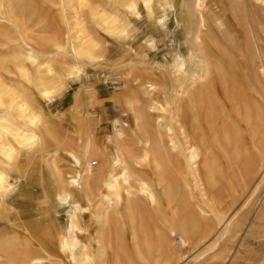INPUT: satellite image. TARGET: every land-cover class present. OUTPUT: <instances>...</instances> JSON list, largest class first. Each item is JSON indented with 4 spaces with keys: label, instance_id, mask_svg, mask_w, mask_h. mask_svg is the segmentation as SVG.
<instances>
[{
    "label": "bare ground",
    "instance_id": "bare-ground-1",
    "mask_svg": "<svg viewBox=\"0 0 264 264\" xmlns=\"http://www.w3.org/2000/svg\"><path fill=\"white\" fill-rule=\"evenodd\" d=\"M250 1L249 26L246 0H221L224 20L207 0H0V264H177L232 231L228 203L264 182V0ZM120 48L118 119L77 95L73 122L54 118Z\"/></svg>",
    "mask_w": 264,
    "mask_h": 264
},
{
    "label": "rangeland",
    "instance_id": "rangeland-1",
    "mask_svg": "<svg viewBox=\"0 0 264 264\" xmlns=\"http://www.w3.org/2000/svg\"><path fill=\"white\" fill-rule=\"evenodd\" d=\"M38 1L44 2V0ZM246 1L248 4L244 15L250 26L254 23L253 18H255L251 13L257 11L250 4V0ZM36 5L41 7L40 3H36ZM229 8L230 5L222 4L221 0H207V12L211 17L224 20L223 11H227ZM46 12L47 9L44 10V13ZM228 15H230L229 11ZM52 17H55L54 13L48 18L50 23L53 22ZM55 21L56 26H59V19L56 18ZM231 23L228 21L225 30H221L219 35H228L231 28H234V26L231 27ZM236 35L238 41L244 45L247 41L246 31L241 28L236 29ZM260 44V56H262L264 45L262 42ZM169 45L167 42V49L170 47ZM153 55L154 52L151 51L149 58H152ZM122 57L123 49H117L108 61L93 67L86 76H82L81 80L70 83V88L61 100L50 106L52 116L67 119V124L73 122L72 106L74 97L77 95L95 103L97 109L95 116H109L112 120L118 119V115L115 113L116 109L111 106L110 100L125 87L127 75L126 70L120 67ZM258 64H261V60L258 61ZM262 81L264 82V78ZM251 87L258 92L260 105L264 110V88L258 84L251 85ZM34 181L37 183V180ZM18 192L16 208L19 210L28 209L34 194L31 186L22 185ZM245 201L247 202L245 203ZM227 207L229 212H236L232 231L224 236H219L218 232L210 241L201 243L196 248L185 249L183 251L185 261L177 264H187L188 262L191 264H264V182L259 183L258 179L249 193L237 200L230 201Z\"/></svg>",
    "mask_w": 264,
    "mask_h": 264
}]
</instances>
